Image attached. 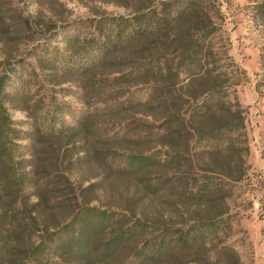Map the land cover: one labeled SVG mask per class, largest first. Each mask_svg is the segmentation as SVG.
Listing matches in <instances>:
<instances>
[{
  "label": "rangeland",
  "instance_id": "1",
  "mask_svg": "<svg viewBox=\"0 0 264 264\" xmlns=\"http://www.w3.org/2000/svg\"><path fill=\"white\" fill-rule=\"evenodd\" d=\"M175 1L0 0V264H264V0H204L220 55L209 67L228 74L244 120L221 154L196 142L193 101L175 99L199 83L172 97L177 62L153 69L175 23L90 71L57 68L107 43L114 21L164 20ZM175 101L182 118L170 122ZM208 181L221 187L203 195ZM217 219L216 236L186 245Z\"/></svg>",
  "mask_w": 264,
  "mask_h": 264
},
{
  "label": "trees",
  "instance_id": "2",
  "mask_svg": "<svg viewBox=\"0 0 264 264\" xmlns=\"http://www.w3.org/2000/svg\"><path fill=\"white\" fill-rule=\"evenodd\" d=\"M207 9L204 0H178L170 3V11L164 20L155 21V18L142 14L132 21L125 19L114 21L115 27L112 30L108 29L107 43L95 42L92 46L91 43L81 49L79 52L81 57L75 60L74 56L64 57L62 64L56 67L65 73L90 71L100 63L107 61L118 49H124L134 42L148 38L154 34L156 28L160 29L165 24L168 26L175 23L181 34L178 38L170 41L166 48L167 51L157 57L155 62L158 63L153 66V69L162 73L163 69L160 64L169 61L177 62L176 70L171 71V66L167 69L172 72L170 76L175 79L167 91L172 97L175 96L174 92H176L175 88L178 84L185 81L199 83L198 91L192 94L183 93L184 98H187L186 101L183 96L175 99L183 101L184 104L193 101V106L185 114H189V121L198 123V127L191 126L194 132L192 134L197 138L196 142L214 143L215 149L212 153L221 154L228 149L226 143H231L232 136L239 134L244 129V120L240 105L230 100L228 74L220 67H209L219 63L220 57L218 58V56L220 55L215 54L211 45L208 44V41L216 34V27L209 18ZM184 20L189 24V27L183 30L177 24ZM101 26L103 27V25ZM158 43L159 41L151 42L149 47H155ZM144 48L148 47L144 46ZM77 54L75 56H80ZM149 64V61H142L139 66L143 67ZM7 78L10 80L12 77L1 79V82H5L3 89L8 81L5 80ZM113 80L114 83H119L123 77L115 76ZM106 83V81L96 80L91 83V87L93 89L100 88ZM201 98L203 100L199 101ZM171 107L175 110V114L173 113L171 116L170 122L181 120V105L179 106L175 101L171 103ZM7 120L6 115L0 111V140L4 142L8 138L4 131L8 126ZM220 187V183L215 184L214 181H208L203 187L202 193L206 195ZM101 219L103 222L107 220L105 216ZM220 223L221 221L218 219L206 220L193 226V232L187 237L186 245L198 242L207 243L211 237L219 233Z\"/></svg>",
  "mask_w": 264,
  "mask_h": 264
}]
</instances>
